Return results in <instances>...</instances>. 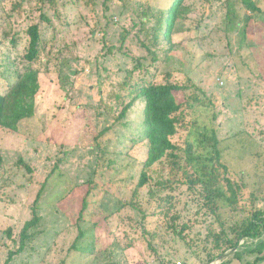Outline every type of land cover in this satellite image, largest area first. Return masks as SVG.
Instances as JSON below:
<instances>
[{"label":"rangeland","instance_id":"rangeland-1","mask_svg":"<svg viewBox=\"0 0 264 264\" xmlns=\"http://www.w3.org/2000/svg\"><path fill=\"white\" fill-rule=\"evenodd\" d=\"M173 1L0 0L1 90L28 66L30 28L41 34L31 114L0 127V264H264V234L226 247L264 209V0L254 13L245 0H184L168 40L157 19ZM147 79L183 86L176 148L151 166L145 102L121 117ZM206 136L246 184L234 207L208 205L190 181L186 148ZM43 185L41 222L9 259Z\"/></svg>","mask_w":264,"mask_h":264},{"label":"trees","instance_id":"trees-1","mask_svg":"<svg viewBox=\"0 0 264 264\" xmlns=\"http://www.w3.org/2000/svg\"><path fill=\"white\" fill-rule=\"evenodd\" d=\"M184 0H174L166 14H161L157 19L159 26L164 27V35L166 39H171L174 32L175 23L180 15L182 3ZM247 7L251 12L261 11L254 0H245ZM252 14H246L245 20L248 23L251 20ZM160 27V28H161ZM31 40L27 49L25 58L28 61V66L25 72L18 71L17 79L7 85V89L1 90L0 85V127L11 126L18 119V116L26 113L31 114L34 105V87H37V74L39 69L34 67L40 55L41 34L38 25H33L30 30ZM156 36V35H155ZM148 71V70H147ZM183 89V86L176 83H158L153 79L142 80L141 83L135 84L132 87L131 94L136 93L134 98L124 105L121 117L125 116L128 110L133 106L135 99H141L145 102L144 117L140 128L142 140L147 141L148 156L146 166H151L158 160L162 159L169 151L176 148L172 142V136L177 132V123L179 121V112L182 108L178 101L175 92ZM209 143L212 149L203 148L202 152L196 150V146ZM188 159L191 163H195L194 172L198 174L195 179H191L192 183L198 182L204 184V189L207 192L208 205H217L222 201L223 205L236 206L242 199V192L246 184L233 180L228 176L230 170L228 164L222 159L219 149V139L217 136H206L203 140H195L188 144L186 148ZM23 166H30L24 160H20ZM4 165L3 155L0 149V170ZM147 176L145 173L139 182V186L145 185ZM45 185V184H44ZM44 185L38 192L35 204L33 205V216L24 224L19 238V248L16 251H10L9 259L14 254L23 251L26 248L27 242L32 238V229L39 226L41 216L38 213V199L44 189ZM217 207V206H216ZM250 216L244 223L236 227V238L229 239L226 244L227 248L239 247V242L242 239H256L264 234V209L250 210ZM244 240V242H245ZM246 243V242H245ZM261 242L260 245H262ZM217 249L223 246L217 242ZM255 251V250H254ZM223 253V252H222ZM221 253L218 255V257ZM237 255L238 251H237ZM217 257L211 256V260ZM261 259L260 257H258ZM228 261H223L221 264H227Z\"/></svg>","mask_w":264,"mask_h":264},{"label":"built area","instance_id":"built-area-1","mask_svg":"<svg viewBox=\"0 0 264 264\" xmlns=\"http://www.w3.org/2000/svg\"><path fill=\"white\" fill-rule=\"evenodd\" d=\"M179 264H181V263L179 262Z\"/></svg>","mask_w":264,"mask_h":264}]
</instances>
